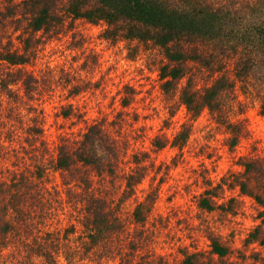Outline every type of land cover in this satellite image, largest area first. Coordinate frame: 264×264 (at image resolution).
<instances>
[{"label":"trees","instance_id":"trees-1","mask_svg":"<svg viewBox=\"0 0 264 264\" xmlns=\"http://www.w3.org/2000/svg\"><path fill=\"white\" fill-rule=\"evenodd\" d=\"M87 4H91L92 9L87 12L80 11V8ZM65 9L68 11L60 15ZM70 13H75L72 22L84 17L93 24H98L100 19H104L108 28L104 29L102 35L111 42L138 36L145 43L151 38L160 44L170 60V63L162 64L160 67V79L170 77L166 83L161 84V87L166 95L173 96L176 94L180 79L187 75L188 80L181 90L180 98L187 103V110L194 117L202 112L205 104H209L215 114L224 110L223 98L227 94L220 93L222 89H230L231 84L229 76L224 73L212 87L206 85L197 88L190 74L192 67L190 62L200 63L216 72L224 69L227 57H232L238 72L252 69L264 71V29L255 30L254 35L249 29L251 27L249 19L256 14H264V0H67V2L65 0H21V2L0 0V95L3 97L0 100V252L9 249L10 246L15 247V237L10 239L8 234L15 232L16 224L4 218L8 209L16 211L26 200H31L34 195H41L33 192V185L25 175L27 170L21 171L19 168V161L28 156L24 146L31 148L30 140L45 136L44 125L38 126L39 123H44L40 116L31 117L30 122L26 124L21 118V113L17 112L18 107L23 108V104L34 99L33 92L46 91L48 87L46 86L48 80L29 70L28 66L31 65L33 58H36L38 48L44 41L43 37L58 32L60 25L65 23ZM41 29L42 34L37 36L36 33ZM18 31L20 35L15 36L14 40L13 36ZM240 39L254 42L258 47L253 56L251 53L254 48H249V44H244L246 49L242 51L243 54L238 52L237 43ZM16 41L23 46V53L16 47ZM170 42H172L171 47H169ZM10 85L20 87L14 89ZM77 92L79 88L74 86L69 95H77ZM24 97H27V100H24ZM213 101L215 103H212ZM6 102L12 106L7 108L5 116ZM122 104L124 106L130 104L128 97L124 96ZM26 110L31 112L37 109L29 106ZM39 112L41 114V111ZM261 114L264 115V102H261ZM217 117L218 120L227 123L229 139H231L229 146L235 147L243 133L240 123L229 122L220 114ZM105 120L107 119L104 118L100 123L104 124ZM110 125H112L111 121ZM4 128H7L6 134ZM189 136L190 126L183 124L171 140V144L183 148ZM21 137L23 143L20 142ZM116 137H119L118 134L110 135L99 125H94L87 135L88 147L81 156V158L88 156L91 163L99 142V147L105 149L106 155L103 158H95L96 163L103 160L101 171L106 170L113 179L118 175L117 170L123 163L122 156L128 153V148L123 152L125 146H122L121 141H116ZM60 139L67 140L66 137ZM169 142L168 137L161 139L157 136L154 145L160 149ZM69 147L66 143L61 147L62 156ZM132 156L133 158L127 161L135 165L132 174L127 177L129 186L144 178V173L140 172L142 157L138 154ZM9 159H11V168H6ZM244 162H247V172L234 174L235 183L239 185L244 195L255 196L264 209V159L256 157L241 160V163ZM60 178L63 185L62 173ZM36 179L41 180L42 173L37 174ZM49 182L50 176L47 178V184ZM57 185L53 187L59 194ZM206 195L208 196L200 198L199 206L205 210H212L216 196L210 190ZM156 199V193L152 191L145 202L136 208L131 219L135 225L145 227ZM119 204L113 207V202L104 197L90 198L86 209L87 215L81 221L90 233L91 230H95V235L89 237L93 244L101 240L112 241L111 246L105 245L107 250L100 257L102 261L115 259L118 264H233L228 258L232 253L230 246L213 234L209 235L211 249L208 252L186 249L182 251L183 259L180 260L171 261L166 255L148 247L143 240L141 246L144 245V250L139 249L136 236L125 238V224L117 214ZM48 207L51 211L55 205ZM63 210L56 209L58 213ZM20 219H17V224L20 223ZM49 219L54 220L55 216L52 215ZM74 230L75 225L65 229L66 232ZM247 241L257 246H264V210L261 214V224L250 232ZM56 247L57 245L53 243L40 245L32 250L26 249L29 264H55L52 252L56 251L54 249ZM49 248H53L51 252ZM87 251L91 252V249ZM92 255L95 257V253ZM250 257L255 263L264 264V251L255 249ZM86 264H88L87 260Z\"/></svg>","mask_w":264,"mask_h":264},{"label":"rangeland","instance_id":"rangeland-1","mask_svg":"<svg viewBox=\"0 0 264 264\" xmlns=\"http://www.w3.org/2000/svg\"><path fill=\"white\" fill-rule=\"evenodd\" d=\"M16 1L21 2V0ZM263 19L264 14H256L249 19V24L251 26L249 29L253 31V35L255 34V30L264 29ZM77 20H73L72 22V20L68 21V18H66V21H68L67 24H61L58 32L43 37L44 41L41 44L43 48L39 46L37 56L33 58L28 69L41 78L47 79L48 82L46 86L48 87L45 89L46 91H41L38 93V96H34V99L31 101L43 97L46 92H54L55 89L53 88V84L59 86L63 83L64 86H66L73 81H76V83L69 91V94L73 91L74 86L79 88L77 96H79L81 92H87L89 90H92V96L96 95L95 90H100L104 96H107L106 89L108 87L115 93L111 97L109 108L112 107V104H116L120 110L115 113L114 117H105V119L111 121L112 125H110V128L112 132L118 134L119 137H123L121 141L122 146H125L123 152L128 148V153L124 154V156H128L130 158L129 160L133 158V154H138L139 157H142L140 172L144 173V177L148 174L150 168H155L157 173L161 170L165 173L163 176H160V185H163V188L161 189L160 186L157 185L153 190L156 193L157 199L145 227L135 225L134 222L131 221L133 215H129L126 211L122 212L121 204L123 201L120 202L118 213H122L120 216L125 224V238L128 236H136L138 238L139 249L144 250V245H142L143 248L141 246L143 240V243H146L148 247L153 248L159 254L166 255L168 258L171 256L172 259L170 260L174 261L178 260V258L175 254L167 250L169 247L174 246L173 241L177 240L178 237L183 238L180 236L181 233H186L188 230L187 238L191 241L189 246H181L177 249V252H179L181 256L183 250H189L190 248L208 252L211 249L209 235L213 234L230 246L232 253L228 258L233 264H257L250 255L255 249L264 251V246L261 247L256 245L254 249L252 248L254 244L248 243L247 240L250 232L261 224V214L264 209L257 202L260 207H256V205L252 206L255 214L243 211L245 201L241 197L245 195L241 192L240 188L236 195L230 196L224 203H217L216 198L222 199L226 191H233L237 187L234 177V174L237 173L233 172L232 153L234 151L247 153V158L241 156V160L256 158L257 156H253V153L264 151V147H262V145H264V115L261 114V102L257 101L258 107H249L247 104L241 102L236 105L235 110H233L226 95L223 98L224 110L222 109L220 113L213 115L210 110L205 109L195 117L192 116L188 110H180L179 104L168 105L166 103L169 117L163 120L160 128L150 138L149 143L151 145V151L144 150L143 148H137L132 151L134 144H139L144 141L145 138L148 137V133L157 127L152 120V113L149 112L148 109L151 107V104L154 103L155 99L153 98L152 101H149L148 96L152 95L153 89L156 88V84H153L152 87L147 90L145 96L143 95L145 90L141 81L149 80L151 77L144 76L143 69L134 66L136 65V59L138 57L142 58L139 46L135 48L129 46L130 50L127 55L120 56V54L115 51L116 42L106 40L102 35L104 30H97L98 26L96 25L99 23L93 25L92 28L89 29L88 27L82 28L76 23ZM225 34L229 33L225 32ZM232 37L233 36H231V38ZM239 42L237 43L239 44L238 52L243 54L242 51L246 49L244 44H249V48H254L251 53L252 56L255 54L254 52L257 51L256 48L258 47L254 42L250 43L249 41H243L241 39ZM147 47V43H145V51H147ZM42 50L45 52L47 59H42L40 57L39 51ZM227 58L224 68L227 67V62L234 61L232 57ZM109 61H111V63H109ZM146 63L149 64V71H151L152 65L160 63L162 66L163 64L161 61H158L155 56L148 57ZM190 64L192 65L190 74L193 77L196 87L199 80H204L206 86L207 81L211 78V74L214 73V71L197 62H191ZM205 69L209 72L208 76L204 75ZM65 71H67V73ZM81 72L84 73V75H80L79 73ZM224 73L229 76L228 72ZM96 75L98 78L93 81L91 77ZM157 75H159V72ZM138 76L141 78L140 80L137 79ZM161 84L156 91L161 92L164 101L167 102L175 95H166ZM260 84H264V77H257V86H260ZM42 86L44 85L42 84ZM259 95L260 93L257 92V96ZM124 96L128 97L130 102L127 106L122 104ZM2 98L3 97L0 95V100ZM137 104H140V106L137 107ZM75 107L76 106L72 104L62 106L61 111L63 116L67 118L72 115ZM53 110V106L46 103L44 107L39 109V111H41L40 117L44 115L45 112H52ZM152 112H154L156 116H159V111L157 109L153 108ZM27 113L30 112L24 109V114H21V118L26 124L29 122V120L25 119ZM68 113L70 115L67 116L66 114ZM230 113V119L240 123L243 130L241 135V137H243V143L240 138L235 147L229 146V141L231 139H229L230 134L227 123L218 120L217 117V115L220 114L223 118L229 120ZM77 114L82 115L79 113ZM60 115L61 112H55L56 117ZM177 118L179 120V129L182 128L183 124H188L190 126L188 141L183 148H179L180 151L177 155L171 157V163H168L167 167H165L164 161H161L157 167L155 160H151L152 154L159 153L162 149L168 147L169 144L159 149L154 145V140L157 136L161 139H165L166 137L170 139L165 129L173 128L174 120ZM51 124L52 117L49 116L47 122L44 124L45 136H55L58 131L55 127H49ZM136 124L139 125L138 128L135 127ZM117 125L118 127L115 128ZM63 126V124L60 125V127ZM126 126L129 129L127 132L125 129ZM245 129H247V131ZM143 146L147 147V143ZM184 149H186L190 160L197 161L198 167L183 168L180 165L182 163H191L188 160H182V158L185 157ZM209 149H211V151H209ZM149 160H151V163L146 164L145 161ZM127 161L128 160H123V163H129ZM235 165L239 166V161H235ZM175 166L177 167L174 168ZM222 168L226 169V171H224L223 175L219 176V182L216 183L211 178V175L220 172ZM193 177H196V179H193ZM152 180H156L155 175L152 176ZM188 180H191L192 183H188ZM55 184L62 186L60 173L58 172L56 175L50 176V182L48 183L53 189H55L53 187ZM213 184H215V186H212ZM194 185L207 187H205L204 192L200 193L198 196H191V201L195 203L192 205L190 201L186 199L185 194L192 193ZM225 185H227V189ZM173 189H175V191H173ZM208 190L216 196L214 208L212 210H205L199 206L200 198L208 196L206 195ZM196 209H198V211H196ZM63 211H60V213H63ZM193 212H195V219L200 220V224L195 227L192 225ZM237 216H242V220H236L235 218ZM220 227H228L231 229L228 232L227 238L216 230ZM141 232H143L142 235ZM194 232H199V234L193 236ZM245 232L246 234H244ZM238 236L242 237L240 240L241 246L234 248L233 245L236 243ZM205 244L207 245L206 247L204 246ZM6 250L1 251L0 255ZM234 255L237 256L236 260L231 259ZM104 264H118V261L115 259H105Z\"/></svg>","mask_w":264,"mask_h":264},{"label":"clouds","instance_id":"clouds-1","mask_svg":"<svg viewBox=\"0 0 264 264\" xmlns=\"http://www.w3.org/2000/svg\"><path fill=\"white\" fill-rule=\"evenodd\" d=\"M67 2V0H65ZM92 9L91 4L84 5L80 8V11L87 12ZM68 10L60 12V15H64ZM75 13H70L68 15V21L72 19ZM68 21H65L67 24ZM78 25L83 27L92 28V22L88 21L86 18L81 17L76 21ZM97 30L103 31L108 28V24L104 19H100ZM11 31V29H9ZM22 31V29H21ZM42 29L36 33L37 36L42 34ZM20 35V32H16L13 36ZM147 51H145V41L141 40L140 37L133 38H121L115 43V51L120 54V56H126L132 48L139 46L141 49V57L136 59V65L139 68L143 69V75L151 77L149 80H142L141 83L144 85L143 95L147 94V90L152 87L153 84H156V88L153 89L152 95L148 96V100L154 103L149 107V112L152 113L153 121L157 125L152 131L148 133V137L139 144H134L132 151L137 148H143L144 150L151 151V145L149 143L150 138L155 134V132L160 128L162 122L165 118H168V105L179 104V109L187 111V103L181 100V90L186 85L188 76H183L179 83L177 84L176 94L167 102L164 101L163 94L157 92L156 89L161 83H166L170 77H164L163 80H160V63L151 66V71H149V64L146 63V60L150 56H155L158 61H161L163 64L170 63L167 53L164 51L162 46L156 43L153 39H147ZM172 42L169 43L171 47ZM16 47L20 48L21 53H23V46L19 41H16ZM43 48V45H41ZM15 50V49H13ZM39 55L42 59H47L45 52L39 51ZM111 63V61H109ZM191 63V62H190ZM224 72L229 74V83L231 88H225L221 90L220 94L226 92L227 99L233 110H235L236 105L241 102L247 104L249 107H258L257 101L264 102V84L257 86V77H264V71H259L257 69H252L247 72L239 71L235 67V62H227V67L221 70H218L211 74V78L207 81V87H212L213 83L224 75ZM84 75V73H79ZM204 75L208 76L209 72L207 69L204 70ZM98 76H93L91 79L95 81ZM138 80L141 78L138 76ZM76 81L68 83L66 86L62 83L57 86L53 84L54 92H46L43 97L35 99L34 101H28L27 104L23 105V108H17V112L24 114V109L31 106L36 108V111H32L25 115V119L29 120L33 116H40L39 109L44 107L47 103L48 105L53 106L52 112H45L41 116V120L45 121L44 123H39L38 126H43L49 116L52 117V124L49 127H55L58 129L55 136H40L34 137L30 140L31 148L25 145V150L28 153L27 157H24L19 161V168L21 171L27 170L25 175L29 179V183L33 185V192L41 193L40 196H33L31 200H26L23 204H20L16 211H13L11 208L8 209L7 215H5V220L16 224L15 232L9 233L8 236L11 239L15 237V247H9L2 255H0V264H29L28 250H32L40 245H51L55 243L57 245L54 248L56 251L52 252V257L55 261V264H104V261L100 259L101 255L104 254L107 250L105 245L108 247L111 246L112 241L101 240L93 244L91 237L95 235V230L85 228L81 223L84 217L87 215V206L90 198H99L104 197L105 199L113 202V207L116 204L121 202L122 212L126 211L129 215H132L136 208L142 205L145 200L148 198L150 193L157 187L163 188V185H160V176H163L165 173L161 170L159 173L156 172L155 168H150L148 174L135 183L134 185L129 186L128 175L132 174V169L135 167L132 163H121L120 168L117 170L118 175L113 179V177L106 171H101L103 165V160L100 163H96L97 157L103 158L106 155L105 149L99 147V142H97L95 157L92 158V162L89 163L88 156L81 158L84 154L85 149L88 147L87 135L89 130L94 125H99L101 129L108 131L110 135L114 136L110 128V120H105L104 124H101L100 121L104 120L105 117H114L115 113L120 109L116 104H112V107L109 108V102H111V97L115 93L108 87L106 89L107 96H104L100 90H95L96 95L92 96L91 91L81 92L79 96H69V91L72 89ZM205 86L204 80H199L197 83V88H203ZM12 88H19V85H10ZM257 92L260 93L257 96ZM21 95H23V90L21 89ZM33 96H38L37 92H33ZM90 98V99H89ZM24 100H27V97H24ZM163 101V102H161ZM212 103H215L213 101ZM68 104L75 105L76 107L73 110L72 115L65 118L62 113V106H67ZM12 105L7 104L4 109L5 116L7 114V108ZM137 107L140 104L136 105ZM155 108L159 111V116H156L152 109ZM209 109L212 111V108L209 104H205L202 111ZM55 112H61L59 117L55 116ZM82 114V115H78ZM213 113V111H212ZM215 113H213L214 115ZM231 113L229 114L230 122H233L231 119ZM5 123H8L5 121ZM63 124V127L60 125ZM11 126V124H9ZM115 126V128H117ZM135 127H139L138 124ZM126 132L129 131L127 126L125 127ZM247 131V129H245ZM6 134L7 128L3 129ZM168 132L170 137V142L168 147L162 149L159 153H153L151 160H155L157 167L161 161L165 162V167L168 163H171V157L178 154L180 151L179 146L173 147L171 144V139H174L175 134L180 131L179 129V120L178 118L174 120V126L171 129H165ZM61 136L67 138L66 141L60 139ZM116 141H122L123 137H116ZM130 139V138H129ZM40 141H44L41 143ZM20 142L23 143L22 137ZM241 142L243 143V137H241ZM68 144L70 147L65 149V153L61 154V147L64 144ZM147 143V147L143 145ZM18 147V145H16ZM264 147V145H262ZM211 151V149H209ZM185 157L182 160H188L191 163L180 164L183 168L185 167H198L196 160H190V157L187 154L186 149H184ZM90 155V154H89ZM241 156L247 158V153L234 151L232 153L233 157V172L238 174H244L247 172V162L241 163ZM253 156L258 158H264V151H259L258 153H253ZM11 159H16V157H11ZM11 159L8 160L6 168H11ZM123 160H129L128 156H122ZM62 160L64 161L62 163ZM151 160L145 161L146 164L151 163ZM235 161H239V166L235 165ZM175 166L174 168H176ZM57 171L63 174V185H57L59 188V194L55 189L47 184V178L49 176H54L57 174ZM226 169H223L211 175V178L214 182H219V176L223 175ZM42 173V179L37 180L36 175ZM156 176V180H152V176ZM244 176L242 175V179ZM196 179V177H193ZM67 181V182H65ZM168 182V181H167ZM166 182V183H167ZM192 183L191 180L187 181ZM212 186H215L213 184ZM205 187L207 186H193L192 193L185 194L186 199L190 201L192 205L195 203L191 201L192 195H199L204 192ZM227 189V185H225ZM239 190V185L233 191H226L223 198H216L217 203H224L230 196L236 195ZM175 191V189H173ZM49 193H51L49 195ZM260 194V193H257ZM126 197V198H125ZM245 201L243 211L250 214H255L253 210V205L260 207L257 203L256 197L253 195H245L241 197ZM49 205H55L49 211ZM57 208L64 209L63 213H58ZM198 211V209H196ZM30 213V215H29ZM121 215L122 213H117ZM54 215L55 219H49L50 216ZM207 215V213H206ZM215 215V214H212ZM23 217V219H20ZM17 219H20V223L17 224ZM236 220H242V216H237ZM251 222V219L249 218ZM200 224V220L195 219V212L192 213V225L195 227ZM72 225H75L74 231H65L69 229ZM246 227L245 225H243ZM215 228V225H214ZM220 234L225 238L228 236V232L231 230L228 227H220L216 229ZM188 230L186 233H181L180 236L183 238H177L173 241L174 246L169 247L167 250L170 253L176 255L178 259H183V257L177 252V249L181 246H189L191 241L187 238ZM199 232H194L193 236H197ZM246 234V232L244 233ZM242 237L238 236L236 243L233 245L234 248L240 247V240ZM95 245V247H94ZM207 246L206 244L204 245ZM252 248H256V245H252ZM53 248L48 250L51 252ZM91 249V252L87 250ZM190 251L198 249H189ZM92 253H95L93 257ZM218 258V257H217ZM169 259H172L170 256ZM231 259L236 260L237 256H232Z\"/></svg>","mask_w":264,"mask_h":264}]
</instances>
